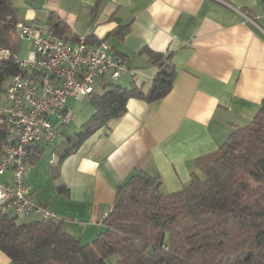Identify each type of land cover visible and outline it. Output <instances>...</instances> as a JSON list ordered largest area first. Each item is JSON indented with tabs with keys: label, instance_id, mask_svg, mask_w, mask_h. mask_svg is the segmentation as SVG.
Returning a JSON list of instances; mask_svg holds the SVG:
<instances>
[{
	"label": "crops",
	"instance_id": "0c3cea01",
	"mask_svg": "<svg viewBox=\"0 0 264 264\" xmlns=\"http://www.w3.org/2000/svg\"><path fill=\"white\" fill-rule=\"evenodd\" d=\"M11 1L24 23L60 22L71 40L84 34L92 42L108 41L113 54L126 61L128 69L119 78L123 86L136 84L146 92L159 71L151 53L171 55L175 78L165 96L130 98L124 115L62 157L65 135L96 111L91 94L70 96L76 126H65L55 142L30 150L26 180L34 200L55 211L63 230L83 242L102 230L118 187L138 168L158 175L162 191L182 189L236 127L254 118L264 100L262 0ZM9 38L20 57L29 55V39L19 38L16 30ZM42 218L37 213L24 221ZM0 264H15L2 249Z\"/></svg>",
	"mask_w": 264,
	"mask_h": 264
},
{
	"label": "trees",
	"instance_id": "16d2710c",
	"mask_svg": "<svg viewBox=\"0 0 264 264\" xmlns=\"http://www.w3.org/2000/svg\"><path fill=\"white\" fill-rule=\"evenodd\" d=\"M19 21L12 1L0 0V47L12 49L9 34ZM44 27L67 38V26L60 22ZM150 57L159 71L149 90L111 81L92 92L96 111L78 131L65 135L62 157L124 115L130 98L153 101L170 91L171 55L153 51ZM21 72L14 58L0 61V102L7 80ZM6 134L0 114V151ZM160 186L158 175L138 168L118 187L113 209L92 242L64 231L55 219L19 221L0 211V249L15 264H110L114 254L117 264H264V100L254 118L236 127L218 155L193 171L182 189L165 192Z\"/></svg>",
	"mask_w": 264,
	"mask_h": 264
},
{
	"label": "built area",
	"instance_id": "2783aa9c",
	"mask_svg": "<svg viewBox=\"0 0 264 264\" xmlns=\"http://www.w3.org/2000/svg\"><path fill=\"white\" fill-rule=\"evenodd\" d=\"M16 32L31 41L32 49L27 57H20L11 48L0 47V61L14 58L24 70L10 77L0 102L7 125L0 175H10L0 181V211L19 218L38 213L54 219L57 213L34 200L26 180L30 150L43 141L55 142L61 125L75 119L68 105L70 96L79 99L91 94L99 83L117 81L128 67L106 40L92 42L84 34L71 40L41 24L22 21Z\"/></svg>",
	"mask_w": 264,
	"mask_h": 264
},
{
	"label": "rangeland",
	"instance_id": "374dc122",
	"mask_svg": "<svg viewBox=\"0 0 264 264\" xmlns=\"http://www.w3.org/2000/svg\"><path fill=\"white\" fill-rule=\"evenodd\" d=\"M11 42V41H10ZM11 44H12V42H11ZM16 45H14V48H16L15 47ZM15 50V49H14ZM107 79H109V76H107ZM10 78L7 80V82H6V84H5V89L7 88V86H8V84H9V82H10ZM110 80V79H109ZM111 82V81H110ZM117 84H122L121 83V81H120V79H118L117 81H115ZM4 93H5V91H4ZM4 93H3V96H4ZM2 100H3V97H2ZM1 100V101H2ZM73 98H71L70 100H69V103H73ZM65 126H68V128L67 129H69V130H71V129H73L75 126H76V124L75 123H72V122H70V123H68V124H63V125H61V130L65 127ZM77 131H78V129H77ZM5 178H6V175H2V176H0V181H4L5 180ZM18 220L19 221H24L25 220V218H19L18 217ZM117 258H118V255H116V254H114V255H112L110 258H109V262H110V264H117Z\"/></svg>",
	"mask_w": 264,
	"mask_h": 264
}]
</instances>
